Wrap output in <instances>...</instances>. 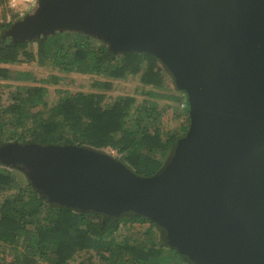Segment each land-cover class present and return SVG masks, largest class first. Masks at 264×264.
<instances>
[{"label":"water","instance_id":"1","mask_svg":"<svg viewBox=\"0 0 264 264\" xmlns=\"http://www.w3.org/2000/svg\"><path fill=\"white\" fill-rule=\"evenodd\" d=\"M57 30L155 55L185 91L187 130L149 176L76 144L8 141L0 162L52 204L149 218L193 264H264V0H38L1 37Z\"/></svg>","mask_w":264,"mask_h":264},{"label":"trees","instance_id":"2","mask_svg":"<svg viewBox=\"0 0 264 264\" xmlns=\"http://www.w3.org/2000/svg\"><path fill=\"white\" fill-rule=\"evenodd\" d=\"M16 19L0 22V144H76L102 151L111 147L136 174L160 171L185 130L165 137L158 128L134 130L133 124L155 119L158 101L144 98L134 105L133 94L110 96L105 91L113 87L114 79L129 76L150 86L145 91L149 96L160 95L152 87L172 77L158 58L138 51L113 54L103 41L76 30L41 35L33 50L28 48L29 40L1 37ZM32 61L49 69L92 74L96 77L90 86L96 90L57 89L58 99L50 104L48 84L66 77L53 72L38 77L29 69L11 66ZM14 81L32 83L22 87ZM127 222L146 225L119 238L117 232ZM156 225L141 214L111 217L52 204L30 181L20 182L11 165L0 162V264H68L79 252L88 253V261L97 255L102 264H193L156 233ZM6 249L9 259L2 253Z\"/></svg>","mask_w":264,"mask_h":264},{"label":"rangeland","instance_id":"3","mask_svg":"<svg viewBox=\"0 0 264 264\" xmlns=\"http://www.w3.org/2000/svg\"><path fill=\"white\" fill-rule=\"evenodd\" d=\"M38 0H15V2H11V0H4L0 2V22L6 21L14 18L22 19L25 15L31 13L35 7L37 6ZM16 19V20H18ZM15 20V21H16ZM14 21V22H15ZM13 22V23H14ZM29 44L28 48L35 50L36 48V40L37 38L28 39ZM11 66H15L16 68L21 69H29L34 72L36 76H45L47 73L53 72L62 74L66 77V79L56 83V84H48L49 90L47 94L48 102L51 104L52 102L56 101L59 96V92L57 89H67L69 91H76V90H96L90 86L91 80L96 77L92 74H82L78 72H63L58 69H49L46 67H42L37 65L35 62H20L13 64ZM165 68V67H164ZM168 74L169 71L166 69ZM171 76V74H170ZM172 77V76H171ZM72 78L73 80L70 81ZM32 82L29 81H14V84H19L22 87L31 84ZM11 88H14L11 87ZM146 88H151L150 86L146 85L143 86L139 81L138 78H131L127 77L125 79H114L113 80V87L111 89L105 90L107 95L115 96L117 94H133L135 96V103L134 105L138 104L144 98H153L158 101V108L155 112V119L153 121L148 120L145 121L141 126H137L135 124L132 125L134 130H144V131H151L153 129L158 128L161 130V134L163 137L167 136L173 131L181 132L183 130H187L184 128V122L186 121L187 114L183 110V104L186 101V94L185 91L181 88H178L173 83L172 79H167V82L156 87H152L156 92H158V96H149L145 93ZM8 88H4V96L8 94ZM179 98L175 100L174 98ZM104 150L114 156L116 159L120 160L119 153L111 147H105ZM121 161V160H120ZM123 162V161H122ZM124 163V162H123ZM125 164V163H124ZM13 168V172L17 175V178L20 182L25 183L26 180L30 181V178L23 168L11 166ZM31 182V181H30ZM145 224H140L138 222H127L122 223L120 229L118 230V236H126L132 233V231L140 226H144ZM156 233L162 234V230L158 225L155 226ZM5 254L6 258H11L10 252L6 249V252H2ZM88 253L79 252L73 259H71L68 264H102V260L94 254L91 261L87 260Z\"/></svg>","mask_w":264,"mask_h":264},{"label":"built area","instance_id":"4","mask_svg":"<svg viewBox=\"0 0 264 264\" xmlns=\"http://www.w3.org/2000/svg\"><path fill=\"white\" fill-rule=\"evenodd\" d=\"M11 2H15V0H11ZM183 106H184V104H183Z\"/></svg>","mask_w":264,"mask_h":264}]
</instances>
